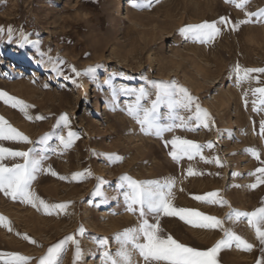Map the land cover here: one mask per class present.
I'll return each mask as SVG.
<instances>
[{"label": "rangeland", "instance_id": "rangeland-1", "mask_svg": "<svg viewBox=\"0 0 264 264\" xmlns=\"http://www.w3.org/2000/svg\"><path fill=\"white\" fill-rule=\"evenodd\" d=\"M135 2L147 4V0ZM132 5L133 0H0V27L4 29L0 34V91L7 94L0 99V117L31 141L0 140V146L16 151L46 148L47 158L42 162L46 171L36 174L31 191L48 205H67L63 210L50 208L51 214H46L42 207L38 210L0 192V216L11 227L9 231L0 225V253H20L31 258L30 264H38L49 247L71 235L82 251L75 264H103V253L115 256L120 247L116 234L141 223L139 212L126 208L124 193L130 189L121 178L127 176L138 182L173 181L170 199L175 208L217 217L223 229L253 245L246 251L233 241L219 251L217 264H257L264 252L255 230L246 218L229 219L228 214L264 207V183L250 187L261 175L256 170L264 168L260 128L264 105L252 91L264 87V73H253L237 86L233 71L237 64L264 68V17L246 16L264 9V0H250L243 9L225 0H151L150 6ZM221 17L228 22L218 25L220 33L209 42L195 41L191 33L180 32L187 25ZM246 19L252 22L233 30L237 21ZM21 31L39 44L20 47ZM16 58H25L28 65H18ZM53 63L59 74L52 70ZM36 64L47 72L41 69L35 74ZM88 68L95 71L84 74ZM153 82L172 86L176 100L183 95L179 88L186 89L207 112V127L203 116L201 121L189 119L195 114L193 104L191 111L177 107L171 112L183 117L187 127H175L162 137L141 131L127 109L136 103L142 88L147 96L140 105L151 109L157 93ZM7 97L27 107L24 111L14 108L5 103ZM158 112L162 124L173 122L165 104ZM63 115L68 127L60 122ZM175 124L181 121L176 119ZM69 130L77 137L65 149L58 137L67 139ZM45 134L51 137L47 144H38ZM174 137L203 147L192 159L183 156L175 161L169 155L172 144H166ZM251 149L258 156L247 151ZM109 156L120 159L110 161ZM23 162L19 157L3 161L8 167ZM76 173L83 175L74 178ZM147 218L155 223L153 215ZM159 223L164 235L198 250L225 239L220 228L192 227L178 216L161 214ZM105 238L106 246L98 243ZM75 252V245L68 243L60 264H74ZM8 259L4 255L0 264ZM132 264H144L136 252Z\"/></svg>", "mask_w": 264, "mask_h": 264}, {"label": "snow or ice", "instance_id": "snow-or-ice-1", "mask_svg": "<svg viewBox=\"0 0 264 264\" xmlns=\"http://www.w3.org/2000/svg\"><path fill=\"white\" fill-rule=\"evenodd\" d=\"M226 3H232L237 8L243 9L250 0H225ZM151 0H147V4L136 3L133 0V7H144L150 6ZM259 16L264 17V9H261L258 13H246V16ZM227 17H221L217 21L203 22L196 25H187L180 29L182 35L187 36L189 33L195 41L206 43L213 40L221 31L218 27L219 24L227 23ZM252 22L250 19L237 21L233 25V30H238L239 26L244 23ZM4 32V29L0 27V34ZM12 28L9 26L8 34L11 40ZM22 40L19 44L20 47H24L25 44L38 45L39 41H31L28 39V35L21 31ZM52 70L59 74V68L53 63ZM73 71L76 72L75 68ZM95 69L88 68L84 74L92 73ZM237 77V86L242 82L252 78L253 73H264V68H243L239 64L233 69ZM79 76L81 73L76 72ZM153 86L157 89L156 99L152 102L151 109H144L140 105V101L147 96V93L142 88L136 94V103L128 105V115L137 121L141 126V131L145 134H154L157 137H162L166 131H172L175 127H187L183 117L174 116L171 112L177 107H183L184 109L191 111L193 104H195V98L187 93L186 89L179 88L178 92L183 94L180 100L174 99L177 95V91L170 85L165 83H155ZM124 92H128L127 89H122ZM135 92V90H132ZM253 95L259 94V103L264 105V87L253 89ZM115 96V93L113 94ZM245 95H247L245 93ZM7 94L0 91V99L6 97ZM5 103H11V106L16 108L19 107L21 111L27 107L22 101H19L13 97H7ZM247 103V101H246ZM254 111L258 109L255 107ZM161 104H165L170 110L168 119L173 121L172 123L162 124L160 122V115L158 108ZM143 112V116L140 112ZM26 118L27 114L25 113ZM203 116L204 126L207 127V119H209L206 111L201 109L198 104H195V114L189 119H195L201 121ZM37 119H43V117H37ZM181 121L180 125L175 124V120ZM60 122H63L65 127H68V118L66 115L60 117ZM261 135H264V121L261 122ZM77 134L69 130L68 137L65 139L64 136H59L58 139L65 149L69 148L73 143L74 138ZM50 134H45L37 142L41 145H46L50 139ZM0 140H11V141H23L25 143H31L27 136L20 133L17 129L0 117ZM173 151L169 153L173 160L179 161L183 156H187L192 159L193 155L198 154L203 146L180 137H174L171 141ZM207 147H212L208 144ZM46 148H32L28 151H16L0 146V192H3L5 196H10L13 200H19L24 203L31 204L33 207L44 208L46 214L50 208L52 209H65L66 204H55L48 205L45 201L40 199L34 192L31 191V184L36 179V174L42 171H46L42 168V162L47 158L45 156ZM253 155L258 154L254 149L247 150ZM39 153V155H36ZM22 158L23 163L14 164L11 167L6 166L3 161L8 158ZM118 160L119 157L109 156V160ZM203 159V157H202ZM207 162V161H206ZM219 163V161H216ZM47 171H50L48 169ZM256 172L261 175L257 177V182L250 185L251 188L257 187L258 184L264 183V168L257 169ZM53 175H56L54 172ZM90 175V172L88 173ZM189 174H193L192 169H189ZM255 173H250L254 175ZM83 174L76 173V176ZM63 179V177H61ZM122 180L128 182L129 192L124 193L125 203L127 211L139 212L141 223L138 227L125 229L121 233H117L114 239L120 245L119 249L113 256L110 252L105 251L103 253V264H132V253L136 252L142 258L144 264H217V255L225 247H230L234 241L237 247L242 250L251 251L253 245L245 241L242 237L235 234L231 230L223 229V222L214 216H208L197 210L175 208L171 203V188L174 185L173 181H167L161 184L159 181H133L130 177H122ZM167 189V191L165 190ZM208 196H216L217 193H209ZM195 199L204 202H215L208 201L205 197L196 196ZM221 205L225 204L226 201H220ZM178 216L181 220L185 221L192 227H198L203 229H217L220 228L224 231L225 239L218 241L213 247L207 250H198L190 247L183 243L178 242L171 235H164L163 229L160 226V216ZM153 215L155 223H150L148 216ZM235 217L237 220L240 218H246L250 227L255 230L256 238L262 246L261 251L264 252V207L258 208L255 211L239 212L233 210L228 214V218L232 219ZM0 225L8 227L11 231L10 224L6 222V218L0 216ZM84 229L79 230L80 234H83ZM26 240H30L29 237H23ZM143 241V242H141ZM31 243L35 241L30 240ZM72 243L76 247L74 254V264L77 258L82 256L79 242L73 236H67L58 243L48 248L47 253L40 257L38 264H60V258L66 251L68 243ZM101 245H107V239H101L98 241ZM129 245L131 248H129ZM4 255L9 257L8 260L4 261V264H30L29 257H26L20 253H0V258ZM257 264H264V256L258 259Z\"/></svg>", "mask_w": 264, "mask_h": 264}, {"label": "bare ground", "instance_id": "bare-ground-1", "mask_svg": "<svg viewBox=\"0 0 264 264\" xmlns=\"http://www.w3.org/2000/svg\"><path fill=\"white\" fill-rule=\"evenodd\" d=\"M15 62L18 64V65H28V61L25 59V58H16L15 59ZM44 70L45 72H47V69L45 67H42L40 65H34L33 67V71L35 74H37V71L38 70ZM196 235V234H195Z\"/></svg>", "mask_w": 264, "mask_h": 264}]
</instances>
